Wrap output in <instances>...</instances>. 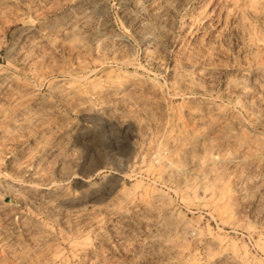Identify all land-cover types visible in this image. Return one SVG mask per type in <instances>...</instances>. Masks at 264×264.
<instances>
[{"label":"rangeland","instance_id":"1","mask_svg":"<svg viewBox=\"0 0 264 264\" xmlns=\"http://www.w3.org/2000/svg\"><path fill=\"white\" fill-rule=\"evenodd\" d=\"M0 264H264V0H0Z\"/></svg>","mask_w":264,"mask_h":264}]
</instances>
